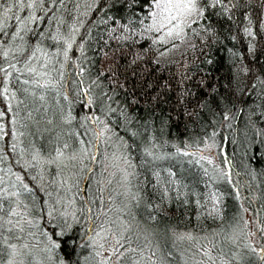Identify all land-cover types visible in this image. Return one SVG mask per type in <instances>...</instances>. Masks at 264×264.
I'll return each mask as SVG.
<instances>
[{
	"label": "snow or ice",
	"instance_id": "1",
	"mask_svg": "<svg viewBox=\"0 0 264 264\" xmlns=\"http://www.w3.org/2000/svg\"><path fill=\"white\" fill-rule=\"evenodd\" d=\"M257 7L253 19L249 0H2L0 264H264ZM217 48L231 67L223 92L201 72ZM118 59L175 69L159 88L175 92L188 136L167 137L159 93L144 114L138 93L121 98ZM172 194L219 222L170 229L188 243L175 255L153 226Z\"/></svg>",
	"mask_w": 264,
	"mask_h": 264
},
{
	"label": "trees",
	"instance_id": "2",
	"mask_svg": "<svg viewBox=\"0 0 264 264\" xmlns=\"http://www.w3.org/2000/svg\"><path fill=\"white\" fill-rule=\"evenodd\" d=\"M0 2H2V0H0ZM249 2L252 5L253 19H255L258 12L257 6L259 5L260 0H249ZM241 23H243V21H241ZM244 43L246 44L247 40H245ZM237 47L239 48L241 45L238 44ZM213 58L215 62L210 65H204L201 72H206L211 82L219 80L221 84L220 91L223 92L224 89L222 85L225 84L227 79L230 77L231 67L227 60L226 52L221 51L219 48H217V50L213 53ZM256 60L257 62L260 61L258 54L256 55ZM117 63L120 66L117 71L119 79L121 82L127 79V88L126 90L121 91V98H124L127 94L128 99L131 100V95L138 93V104L134 111L144 114L145 101L159 93V102L157 103L152 101V104L154 105L156 111H162L165 114L170 113L171 115L169 127L165 130L167 137L170 139L183 140L186 136H188L189 131L185 129V117L181 114L182 110L176 106L175 92L169 93L166 90H161L159 88L160 82L166 80L169 75L175 72V69L165 68L161 71L156 66L149 64L131 66L128 65L125 59H118ZM253 66L255 67L256 65ZM133 73H137L138 75L134 76ZM153 83L156 85L154 88L144 86L145 84L151 85ZM193 84H195V81H193ZM173 108L176 110L172 111ZM228 151L229 154H231L232 149L230 144L228 145ZM135 159L139 161V154L135 155ZM160 163L163 166H173L178 173L180 172L181 166L175 160H166ZM256 166L259 167V165ZM147 167L148 166H146L145 169H140L143 173L140 179H148L151 181L152 177L150 172L147 171ZM184 167L187 168L188 166L185 164ZM253 187H255V185H253ZM148 191L151 193L152 189L149 188ZM172 195V202L164 205L166 214L158 213L157 215L159 220L153 226L158 230L157 235L161 244H164L165 242L167 243V248L165 250H172L175 255L179 250L187 248L188 243L180 240H175L174 243V237H172L169 232L170 229L176 231L177 233L183 231H193L194 234L199 235L201 232L206 233L208 230L216 228L219 222L214 223L213 220L208 217H201L200 221L197 222L194 206L186 207L182 203H177L175 200V194ZM233 203L234 202L232 200H228L229 207L226 210L229 214H232L237 210L232 206ZM256 206L259 207V201H257ZM193 225H196V227L194 228ZM176 259L179 260L178 255H176Z\"/></svg>",
	"mask_w": 264,
	"mask_h": 264
}]
</instances>
